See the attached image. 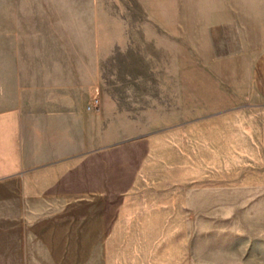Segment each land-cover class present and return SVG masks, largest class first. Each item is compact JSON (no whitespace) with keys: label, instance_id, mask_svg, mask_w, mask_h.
Returning a JSON list of instances; mask_svg holds the SVG:
<instances>
[{"label":"rangeland","instance_id":"374dc122","mask_svg":"<svg viewBox=\"0 0 264 264\" xmlns=\"http://www.w3.org/2000/svg\"><path fill=\"white\" fill-rule=\"evenodd\" d=\"M95 42L108 89L153 97L154 77L136 79L171 75L164 96L176 104L132 109V136L174 129L124 205L112 264H264V99L253 82L264 0H0V106L26 73Z\"/></svg>","mask_w":264,"mask_h":264},{"label":"crops","instance_id":"0c3cea01","mask_svg":"<svg viewBox=\"0 0 264 264\" xmlns=\"http://www.w3.org/2000/svg\"><path fill=\"white\" fill-rule=\"evenodd\" d=\"M78 50L51 72L26 73L11 87L9 105L0 106V193L13 198L0 200V264H112L120 256L115 226L127 225L124 205L141 192L152 146L157 151L160 134L174 129L131 135L132 109L176 105L164 96L174 89L163 85L171 75L135 78L154 77L153 97H132L130 89L119 97L106 84L98 43ZM253 82L264 99V51ZM92 97L99 106L87 110ZM20 191L25 201L15 200Z\"/></svg>","mask_w":264,"mask_h":264},{"label":"built area","instance_id":"2783aa9c","mask_svg":"<svg viewBox=\"0 0 264 264\" xmlns=\"http://www.w3.org/2000/svg\"><path fill=\"white\" fill-rule=\"evenodd\" d=\"M97 104H98V99L94 98L86 105V108L88 110H94L96 109Z\"/></svg>","mask_w":264,"mask_h":264}]
</instances>
